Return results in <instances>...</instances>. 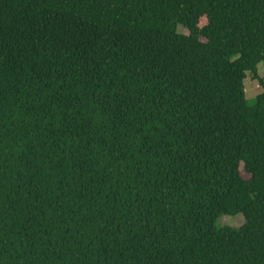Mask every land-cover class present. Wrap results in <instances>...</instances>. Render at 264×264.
<instances>
[{
	"label": "trees",
	"instance_id": "trees-1",
	"mask_svg": "<svg viewBox=\"0 0 264 264\" xmlns=\"http://www.w3.org/2000/svg\"><path fill=\"white\" fill-rule=\"evenodd\" d=\"M260 63L264 0H0V264H264Z\"/></svg>",
	"mask_w": 264,
	"mask_h": 264
},
{
	"label": "rangeland",
	"instance_id": "rangeland-1",
	"mask_svg": "<svg viewBox=\"0 0 264 264\" xmlns=\"http://www.w3.org/2000/svg\"><path fill=\"white\" fill-rule=\"evenodd\" d=\"M178 31L179 33L185 35L188 34V31L182 27H179ZM258 74L261 79H264V63H260L258 65ZM244 86H245L246 99L248 103L252 105L254 104L257 96L263 93V88L258 81L251 78L249 73H247V77L244 81ZM244 222L245 219L242 215H237L234 217L221 216L218 220L217 225L219 228H223V227L239 228L244 224Z\"/></svg>",
	"mask_w": 264,
	"mask_h": 264
}]
</instances>
